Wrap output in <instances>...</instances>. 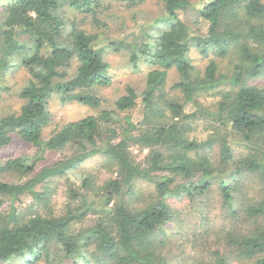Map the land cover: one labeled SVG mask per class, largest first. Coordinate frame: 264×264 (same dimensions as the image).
<instances>
[{
  "label": "trees",
  "instance_id": "16d2710c",
  "mask_svg": "<svg viewBox=\"0 0 264 264\" xmlns=\"http://www.w3.org/2000/svg\"><path fill=\"white\" fill-rule=\"evenodd\" d=\"M146 1L0 0V72L27 73L18 110L0 115V149L14 136L36 149L0 161V207L9 205L0 212V264H264V0H157L164 16L153 30L103 39L108 8ZM200 22L205 33L194 28ZM106 50L126 51L134 69L151 66L143 85H126L96 115L43 138L51 101L105 102ZM193 50L207 58L201 72ZM170 69L178 79L167 91ZM208 96L215 100L203 104ZM139 104L135 121L128 112ZM199 120L203 139L190 136ZM64 149L70 154L36 170L43 150ZM57 178L68 197L58 214L49 206ZM28 195L46 211H17Z\"/></svg>",
  "mask_w": 264,
  "mask_h": 264
},
{
  "label": "rangeland",
  "instance_id": "374dc122",
  "mask_svg": "<svg viewBox=\"0 0 264 264\" xmlns=\"http://www.w3.org/2000/svg\"><path fill=\"white\" fill-rule=\"evenodd\" d=\"M207 1L208 0H198L200 3ZM162 16H164L163 6L157 0H147L145 3L135 6L131 9L123 6L120 7L119 5H113L103 14L104 19H106L109 24V29L104 32L103 39L105 41H117L124 38L131 40L135 36H137V38L142 37V32H149L153 30L155 27V19ZM180 16H182V14H180ZM84 26L87 29H92L90 28L89 23ZM194 28H196L200 33H205L207 30V24L205 22H200L199 25L194 26ZM191 57L193 63L196 65L199 72H201L204 64L207 62V58H202L195 50L192 51ZM105 59L110 66V83L107 86L98 89V94L103 99H105V102H103L99 108H93L79 104L77 102L60 103L57 100L51 101L49 104L50 121L43 130V138H47L54 129L58 128L62 124L77 120L87 115H96L102 107L107 106L109 102L118 97L126 85H132L139 89V87H141L144 83L145 74L152 68L146 63H141L137 69L132 68V66L128 63V53L123 50L118 52L106 50ZM26 77L27 73L23 69L14 68L13 70H10L9 73L7 72L6 75H2L0 72V115H5L18 110L21 99L18 97L17 93L25 83ZM176 79H178L177 72L174 69H170L168 71L166 83L167 91H169V86ZM258 83L264 84V76L258 80ZM179 94L181 93L177 92L178 97L180 96ZM213 100H215L214 97L208 96L206 101L202 100V103L206 104L207 101L211 102ZM140 108L141 105L139 104L128 112L131 118L135 121L141 118L142 113ZM194 125H196L195 129L190 133V136L197 139L205 138L209 130L205 128L204 121L199 120L195 122ZM35 150L36 149L34 145L26 143L19 137L14 136L9 145L0 149V161L21 155H28L32 158ZM133 152L136 153L137 150L134 148ZM144 153L145 151L143 153L136 154L137 158L142 157ZM69 154L70 151L68 149L60 151L43 150L37 156V159H35L36 170L43 165L52 163ZM90 169H92L91 166L86 168V170ZM99 175L101 177H106L108 172L101 170L99 171ZM69 177L70 180L74 181L76 184L75 186L79 188V181L75 180L73 175H69ZM14 181L18 182V180L15 178ZM49 186L51 191L49 206H51V209L54 213H61L68 201L66 184L63 178H57L54 179ZM216 199L217 198L212 196V198L209 200L210 210L208 215L211 224H217L221 220L219 204L215 203ZM14 206L16 207L17 211H21L25 215L31 214L34 210H38L39 212L46 211L42 204L30 195L22 197L21 201H17ZM180 207L186 214L185 203H182ZM8 209V201H5L0 207V212H5ZM195 219V215L184 217L182 231L186 236L187 234L191 233V230L188 228L193 227ZM168 226L170 227L171 224Z\"/></svg>",
  "mask_w": 264,
  "mask_h": 264
}]
</instances>
